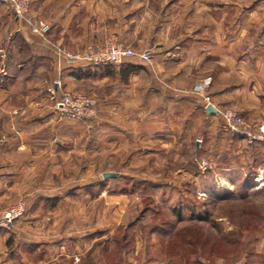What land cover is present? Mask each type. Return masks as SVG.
<instances>
[{"label":"crops","instance_id":"obj_1","mask_svg":"<svg viewBox=\"0 0 264 264\" xmlns=\"http://www.w3.org/2000/svg\"><path fill=\"white\" fill-rule=\"evenodd\" d=\"M4 5L0 78L21 81L25 102H0V128L13 131L12 140L0 138V194L22 178L45 187L50 177L60 178L59 194L31 198L29 212L56 209L73 194L63 175L77 170L84 152H92L89 167L103 179L120 174L106 168L107 155L126 170L158 176L167 154L189 156L208 140H246L230 139L222 130L226 108L264 127V0H33L32 13L50 26L46 41ZM108 38L151 50V62L72 66L55 52L58 46L77 51ZM4 49L11 51L9 61ZM203 80L210 83L201 85ZM51 89L59 97L64 90L96 97L99 115L88 122L61 119L56 106L42 102ZM8 93L0 87L1 96ZM77 136L93 140H73ZM74 144L82 151L70 165ZM184 169L192 171L189 165ZM59 227L66 228L65 222ZM6 232L0 231V264H85L86 253L94 252L72 247L80 236L64 231Z\"/></svg>","mask_w":264,"mask_h":264},{"label":"rangeland","instance_id":"obj_2","mask_svg":"<svg viewBox=\"0 0 264 264\" xmlns=\"http://www.w3.org/2000/svg\"><path fill=\"white\" fill-rule=\"evenodd\" d=\"M4 9L12 11L6 5ZM4 52L9 61L11 51ZM22 57H27L25 50ZM0 87L12 92L0 95V102L5 98L11 106L24 105L21 81L0 78ZM51 92L42 102L56 106L59 94ZM12 132L0 128V138L12 140ZM215 141L208 140L199 151L191 148L189 156L165 155L158 176L138 168L127 171L124 163L107 155L106 168L120 174L103 179L89 167L95 158L92 152H84L77 170L70 168L69 175H63L66 190L73 194L56 209L29 212L28 202L43 192L59 194V177H50L47 187L28 178L17 180L0 194V207L23 203L25 214L0 231L80 236L78 242H70L72 247L94 251L86 253L85 264H264V136L252 142L220 140L213 145ZM79 145L71 150L70 165L72 156L82 151ZM179 168L183 171L178 173ZM100 181L104 184L98 186ZM62 222L66 228L59 227Z\"/></svg>","mask_w":264,"mask_h":264},{"label":"built area","instance_id":"obj_3","mask_svg":"<svg viewBox=\"0 0 264 264\" xmlns=\"http://www.w3.org/2000/svg\"><path fill=\"white\" fill-rule=\"evenodd\" d=\"M0 3L8 6L18 17L23 19L33 34L47 40L50 26L44 19L32 13L33 0H0ZM55 52L58 58H64L72 66L121 65L132 58L149 63L153 57L151 50L137 51L112 38H108L100 44L87 45L77 51H68L58 46ZM209 83L210 80L203 82L206 85ZM56 109L60 116L68 120H94L98 116L99 101L96 97L85 93L64 90L56 102ZM221 115L223 117L222 130L231 137L244 138L249 142L263 138V127L260 128L262 134H257L251 122L238 111L226 108L221 112ZM24 214L23 203L5 208L0 207V228L10 229Z\"/></svg>","mask_w":264,"mask_h":264},{"label":"water","instance_id":"obj_4","mask_svg":"<svg viewBox=\"0 0 264 264\" xmlns=\"http://www.w3.org/2000/svg\"><path fill=\"white\" fill-rule=\"evenodd\" d=\"M110 176V174H104V178H107V177H109Z\"/></svg>","mask_w":264,"mask_h":264},{"label":"trees","instance_id":"obj_5","mask_svg":"<svg viewBox=\"0 0 264 264\" xmlns=\"http://www.w3.org/2000/svg\"><path fill=\"white\" fill-rule=\"evenodd\" d=\"M100 66H102V65H100Z\"/></svg>","mask_w":264,"mask_h":264}]
</instances>
